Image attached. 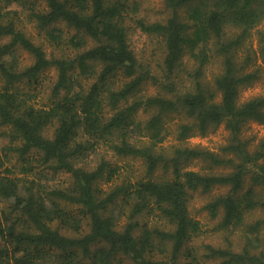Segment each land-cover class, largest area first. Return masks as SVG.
<instances>
[{"label":"trees","instance_id":"1","mask_svg":"<svg viewBox=\"0 0 264 264\" xmlns=\"http://www.w3.org/2000/svg\"><path fill=\"white\" fill-rule=\"evenodd\" d=\"M163 1L164 19L134 18L164 46L155 75L130 45L128 0H0V148L21 160L17 172L0 161V264H199L189 200L223 186L204 208L243 243L207 244V257L264 264V137L242 133L264 122V95L239 102L240 88L264 76V0ZM22 13L50 52L18 25ZM252 31L256 47L240 55ZM51 68L49 100L36 105L24 87L37 89ZM220 124L218 151L186 143ZM193 160L203 169L188 168ZM58 173L67 179L42 181Z\"/></svg>","mask_w":264,"mask_h":264},{"label":"rangeland","instance_id":"2","mask_svg":"<svg viewBox=\"0 0 264 264\" xmlns=\"http://www.w3.org/2000/svg\"><path fill=\"white\" fill-rule=\"evenodd\" d=\"M129 4H136L137 9L133 12L132 8L127 10V22L130 25L129 32V41L130 45L134 50V53L139 60V64L143 68H149L151 72L155 75L161 74L162 60L164 56V46L161 43L158 36H152L147 32L142 31L140 28L136 27L134 23L135 17H144L149 21L162 20L168 15V10L164 6L163 0H128ZM11 8H18L17 4L10 5ZM21 21H19V26L24 29V31L30 36L35 42L42 43L43 48L50 52L52 46L49 45V42L46 40L44 32L40 31L39 28L31 22L27 13L21 14ZM261 27H264V22L261 24ZM4 41V39H2ZM252 46L256 47V33L252 31V34L246 39V41L238 49V53L243 55L246 47ZM59 48V47H58ZM56 48V49H58ZM58 51V50H57ZM56 52V50H55ZM20 64L28 65L32 62L31 56L20 50L19 52ZM218 71V62H211L208 64L207 76L210 80L213 78L214 72ZM55 78V72L53 68L44 72L41 77V84L38 85L37 89H34L31 85L24 87L25 90H30L34 98H31L32 101H35L36 105L41 104L44 101H48L50 97V88ZM3 83V79L0 77V85ZM145 90L149 93H155L158 90V86L149 81L145 86ZM255 95H264V76H260L255 80L251 85L243 86L239 91V102L248 99L249 97ZM7 127L0 124V134L2 131L6 130ZM52 129L47 130L46 134L51 135ZM242 133L245 136L253 137L254 140H258L260 137H264V122L257 121H248L242 126ZM228 130L225 128L224 124H220L216 128L208 131L206 134H195L189 137L186 141L187 144L191 146H201L206 147L211 150L218 151L220 145L226 141ZM170 142H175L172 136L164 141L168 144ZM8 144V138L5 136H0V147H3ZM0 161L3 162L1 168L5 166H11L15 168V172L19 170L21 165V160L18 159L17 154L5 148H0ZM120 164L123 163L122 159L118 160ZM132 162V161H131ZM134 166H138L137 161L132 162ZM202 162L199 160H193L189 163L188 168L194 169H203L201 168ZM38 170V169H36ZM48 171V170H47ZM45 172V171H44ZM21 174V173H20ZM50 176V174H48ZM29 178L35 176L34 173H28ZM67 179V176L58 173L52 178H42V181H47V183H57L64 182ZM226 187H216L213 188L210 192H199L197 191L189 200V211L190 214L199 220L200 222V231L197 235L192 236L191 245L195 251V255L199 261V264H219V261L213 257H207V244L214 246H226L230 241L233 243V246L236 250L241 248L243 239L240 237V232L238 229L231 232L229 229H222L217 224L219 221L218 217H211L207 209L204 208V204L210 197L219 191L225 189ZM8 204L7 202L0 200V206L5 207ZM255 216V215H254ZM145 219H148V223L153 225L157 224L158 226H168L164 221L156 216H150ZM123 222V219L121 220Z\"/></svg>","mask_w":264,"mask_h":264}]
</instances>
